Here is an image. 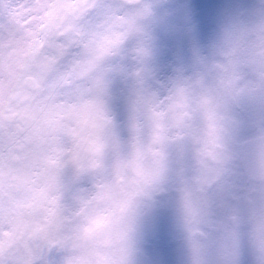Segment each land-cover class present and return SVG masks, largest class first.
<instances>
[{"label":"snow or ice","instance_id":"6c2138e0","mask_svg":"<svg viewBox=\"0 0 264 264\" xmlns=\"http://www.w3.org/2000/svg\"><path fill=\"white\" fill-rule=\"evenodd\" d=\"M157 3L19 4L49 131L0 264H158L169 237L182 264H264V4Z\"/></svg>","mask_w":264,"mask_h":264},{"label":"rangeland","instance_id":"374dc122","mask_svg":"<svg viewBox=\"0 0 264 264\" xmlns=\"http://www.w3.org/2000/svg\"><path fill=\"white\" fill-rule=\"evenodd\" d=\"M228 1L231 10L240 7L239 1L245 3L243 0ZM23 2L24 0H0V25L7 22L9 13L13 10L18 19L22 18L20 25H11L10 34L7 31L4 33L6 38L3 44L10 40L11 46L7 49L0 47V113H6L5 110L8 109L9 113L25 114L26 117L24 122L17 123L16 129L22 127L20 133L12 129L7 130L5 122H0V166L3 168V179L0 183V224L4 226L3 232L0 233V241L6 245H15L21 233L26 235L30 227L29 221L34 209L28 206L27 202L31 197L29 186L34 177L31 175V161L25 157H32L46 148L49 131L47 121L40 114L38 93L34 96L28 94L22 83L26 77L35 79V73L38 71L29 42L22 34H17V29L21 25L26 26L32 22V17L19 7ZM185 3L194 5L202 17L214 24L223 15L226 0H159L156 10L162 13ZM27 96L31 100L28 98L20 103L21 99ZM3 104H6V107L2 108ZM20 145H23L21 150ZM15 153L21 158L17 165L11 162ZM131 242L134 244V240ZM173 251L166 250L163 257L156 260L158 264H182V249L180 253L167 258Z\"/></svg>","mask_w":264,"mask_h":264},{"label":"water","instance_id":"95a60500","mask_svg":"<svg viewBox=\"0 0 264 264\" xmlns=\"http://www.w3.org/2000/svg\"><path fill=\"white\" fill-rule=\"evenodd\" d=\"M25 86L28 90L30 91H35L36 90V87H35V83H34V80L32 78H28L26 79L25 81ZM16 118V115H12L9 119H8V122H12L14 121V119ZM23 117H20V120H22Z\"/></svg>","mask_w":264,"mask_h":264},{"label":"flooded vegetation","instance_id":"af4514ba","mask_svg":"<svg viewBox=\"0 0 264 264\" xmlns=\"http://www.w3.org/2000/svg\"><path fill=\"white\" fill-rule=\"evenodd\" d=\"M0 122H3V116H0ZM131 223H132V220L130 218V220H129V229H130V231H131ZM171 244H179V240L176 239V238H173V237H169L167 245H171Z\"/></svg>","mask_w":264,"mask_h":264}]
</instances>
